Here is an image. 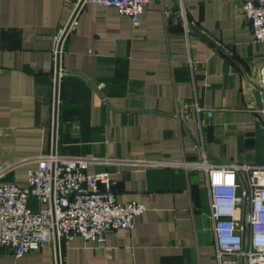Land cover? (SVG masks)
Instances as JSON below:
<instances>
[{
  "label": "crops",
  "instance_id": "0c3cea01",
  "mask_svg": "<svg viewBox=\"0 0 264 264\" xmlns=\"http://www.w3.org/2000/svg\"><path fill=\"white\" fill-rule=\"evenodd\" d=\"M261 68L242 0H152L139 26L83 0H0V169L14 166L4 179L26 186L34 158L52 152L108 158L89 172L108 171L119 201L146 206L103 246L78 235L22 256L0 248V264L214 263L204 170L137 160L206 152L263 166Z\"/></svg>",
  "mask_w": 264,
  "mask_h": 264
},
{
  "label": "built area",
  "instance_id": "2783aa9c",
  "mask_svg": "<svg viewBox=\"0 0 264 264\" xmlns=\"http://www.w3.org/2000/svg\"><path fill=\"white\" fill-rule=\"evenodd\" d=\"M83 1L115 7L139 26L152 0ZM242 10L255 41L263 44L264 0H242ZM179 12L188 31L183 2ZM67 32V26L59 29L57 45L62 44ZM189 62L196 69L191 57ZM260 78L264 85V68L260 69ZM196 107L202 110L199 105ZM261 111L264 114V109ZM207 113L212 115V110ZM34 159L36 166L29 169L26 186L4 179L14 166L0 169V248L11 249L17 256L40 250L55 239L69 242L78 235L103 246L108 230L134 229L135 218L146 211L141 202L118 200L108 171L89 172L90 165L112 159L57 152ZM137 161L148 167L204 170L217 250L212 264H264V165L214 162L206 152L191 163Z\"/></svg>",
  "mask_w": 264,
  "mask_h": 264
},
{
  "label": "water",
  "instance_id": "95a60500",
  "mask_svg": "<svg viewBox=\"0 0 264 264\" xmlns=\"http://www.w3.org/2000/svg\"><path fill=\"white\" fill-rule=\"evenodd\" d=\"M82 4V2L80 3V5Z\"/></svg>",
  "mask_w": 264,
  "mask_h": 264
}]
</instances>
